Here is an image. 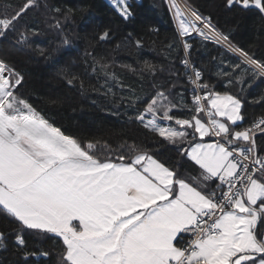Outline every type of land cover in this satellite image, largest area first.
<instances>
[{
  "label": "snow or ice",
  "instance_id": "snow-or-ice-1",
  "mask_svg": "<svg viewBox=\"0 0 264 264\" xmlns=\"http://www.w3.org/2000/svg\"><path fill=\"white\" fill-rule=\"evenodd\" d=\"M111 2L123 19L131 17L128 0ZM170 4L180 37L195 33L238 54L239 63L220 73L229 84L243 83L249 74L264 77V60L233 46L211 16L182 9L176 0ZM36 5L25 0L11 16H0V40L18 33L16 45L29 44L18 22ZM224 6L254 8L264 17V0H224ZM109 36L105 30L99 40ZM182 47L187 56L192 44L183 39ZM181 63L190 68L187 58ZM107 67L100 65L102 87L114 97ZM144 69L156 70L148 62ZM191 73V111L205 113L207 123L196 114L177 117L178 105L162 91L130 117L192 162L197 175L183 177L135 142L114 149L67 134L20 94L23 74L0 58V217L16 225L15 244L23 249L29 230L52 234L62 241L59 264H264V156L256 142L257 133L264 135V117L241 128L242 101L209 90L200 70ZM111 79L119 82L114 74ZM124 99L129 106L144 103L135 94ZM173 120L182 130L164 123ZM6 238L0 231V242Z\"/></svg>",
  "mask_w": 264,
  "mask_h": 264
},
{
  "label": "trees",
  "instance_id": "trees-1",
  "mask_svg": "<svg viewBox=\"0 0 264 264\" xmlns=\"http://www.w3.org/2000/svg\"><path fill=\"white\" fill-rule=\"evenodd\" d=\"M183 2L211 16L217 29L227 34L234 46L264 60V17L258 10H229L224 0ZM24 3L25 0H0V16H11ZM128 3L132 15L125 20L107 0H37V5L18 22V29L28 32L30 43L16 45L18 33L9 35L0 40V58L23 74L20 94L67 134L107 142L114 149L125 142H135L181 176L197 175L192 162L182 158L175 146L130 119L143 110L157 91L171 93L170 99L178 105L173 110L177 117L191 118L195 114L181 66L182 44L175 25V9L170 0ZM30 29H36L39 35L33 37ZM105 30L110 36L100 41L99 35ZM65 38L67 45L63 43ZM187 40L192 44L190 57L209 90L229 93L242 101L245 119L241 128L264 113V77L253 78L249 74L242 77L243 83L229 84L220 73L230 72L229 65L239 63V58L212 41L197 37ZM145 62L156 70H145ZM103 64L108 66L107 82L112 85L114 97L104 95L107 89L102 87L106 81L100 70ZM72 77L77 79L69 84ZM248 80L253 81L252 85L243 86ZM133 94L144 103L129 106L127 99L121 100ZM176 128L182 130L180 126ZM256 142L257 150L264 156V135L257 133ZM15 230V224L0 217V231L7 237L0 242V264H59L60 238L29 230L24 233L26 244L21 249L15 244ZM42 252L49 255L45 257Z\"/></svg>",
  "mask_w": 264,
  "mask_h": 264
},
{
  "label": "built area",
  "instance_id": "built-area-1",
  "mask_svg": "<svg viewBox=\"0 0 264 264\" xmlns=\"http://www.w3.org/2000/svg\"><path fill=\"white\" fill-rule=\"evenodd\" d=\"M178 2H181L182 4H183V6L185 7V6H187V5H185V3L183 2V0H177ZM195 36H198V35H196L195 33H193V34H191L189 37H195ZM188 38V37H187ZM180 39H181V41L184 39V37H180ZM182 43V42H181ZM190 52H191V49L189 50V54L186 56V54H185V50L183 49V47H182V59L181 60H183V59H185V58H187L188 60H189V62H190V68L186 71V69H185V67H184V65L181 63V66H182V68H183V72H184V76H185V80H186V82L188 83V91H189V94H190V97H191V101H192V97H193V85L190 83V81H189V79H188V77L192 74L191 73V68H195V69H197V70H200L195 64H194V62L192 61V59H191V57H190ZM201 71V70H200ZM202 83H204V81H203V74H202V81H201ZM197 91H199V90H197ZM199 94H203L202 92L201 93H199ZM201 114V116L203 117V119L206 121V123L208 122V117H207V115L205 114V113H200ZM262 117H264V113L261 115V116H259V117H256L254 120H252L250 123H248L247 125H245L244 126V128L245 127H249L251 124H252V122L253 121H255V120H258V119H260V118H262Z\"/></svg>",
  "mask_w": 264,
  "mask_h": 264
},
{
  "label": "rangeland",
  "instance_id": "rangeland-1",
  "mask_svg": "<svg viewBox=\"0 0 264 264\" xmlns=\"http://www.w3.org/2000/svg\"><path fill=\"white\" fill-rule=\"evenodd\" d=\"M107 1H109L110 4H111L113 7H115V6L112 4L111 0H107ZM176 2H177L178 4L181 5V8H182V9L185 8L181 2H178L177 0H176ZM185 5H186V4H185ZM195 114H196V113H195ZM196 115H198V114H196ZM198 116H199V118L202 119V116H201V115H198ZM149 118H150V117H149ZM217 119H219V118L217 117ZM202 120L206 123V121H205L204 119H202ZM164 123H166L167 125H169V126H171V127L176 128V124H175V121H174V120H173V121H169V122H164ZM177 126H178V125H177ZM177 130H178V129H177ZM237 130H239V129H237ZM212 139H216V138H215V137H212V138L210 139V138H208V137H205V138H204V142H211Z\"/></svg>",
  "mask_w": 264,
  "mask_h": 264
},
{
  "label": "crops",
  "instance_id": "crops-1",
  "mask_svg": "<svg viewBox=\"0 0 264 264\" xmlns=\"http://www.w3.org/2000/svg\"><path fill=\"white\" fill-rule=\"evenodd\" d=\"M174 20H175V25H176V29H177V33H178V27H177V21H176V19H175V16H174ZM179 36V35H178ZM195 37H197V38H200L199 36H195ZM179 38H180V36H179ZM188 38H190V37H188ZM184 39H187V37L186 38H184ZM200 39H202V38H200ZM180 41H181V39H180ZM182 42V41H181ZM233 45V44H232ZM222 46V45H221ZM234 46V45H233ZM224 48H226V46H223ZM236 47V46H235ZM227 49V48H226ZM228 50V49H227ZM229 51V50H228ZM231 52V51H230ZM232 53V52H231ZM234 55H236L237 57H238V54H235V53H233ZM239 58V57H238ZM226 71H228V70H226ZM252 80H248V82L247 83H245L243 86H250V84L252 85ZM240 85H242V84H240ZM239 85V86H240ZM213 91V90H212ZM263 92H264V89H263ZM221 93V92H220ZM223 94V93H222ZM229 94V93H228Z\"/></svg>",
  "mask_w": 264,
  "mask_h": 264
}]
</instances>
